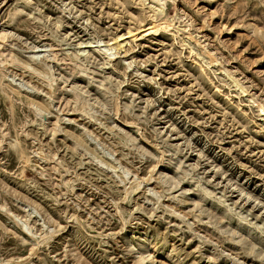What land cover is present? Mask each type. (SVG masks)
Returning a JSON list of instances; mask_svg holds the SVG:
<instances>
[{
    "label": "rangeland",
    "instance_id": "rangeland-1",
    "mask_svg": "<svg viewBox=\"0 0 264 264\" xmlns=\"http://www.w3.org/2000/svg\"><path fill=\"white\" fill-rule=\"evenodd\" d=\"M0 264H264V0H0Z\"/></svg>",
    "mask_w": 264,
    "mask_h": 264
},
{
    "label": "bare ground",
    "instance_id": "bare-ground-1",
    "mask_svg": "<svg viewBox=\"0 0 264 264\" xmlns=\"http://www.w3.org/2000/svg\"><path fill=\"white\" fill-rule=\"evenodd\" d=\"M34 63V62H33ZM28 67V66H27ZM29 69H30V67H28ZM36 74H38V75H42L41 73H37V72H35Z\"/></svg>",
    "mask_w": 264,
    "mask_h": 264
}]
</instances>
